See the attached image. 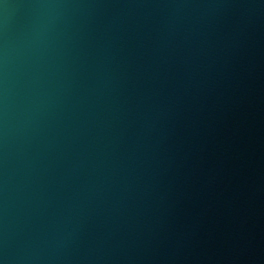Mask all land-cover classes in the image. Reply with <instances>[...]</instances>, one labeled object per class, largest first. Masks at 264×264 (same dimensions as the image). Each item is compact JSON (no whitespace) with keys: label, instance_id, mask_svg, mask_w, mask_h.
Returning <instances> with one entry per match:
<instances>
[{"label":"water","instance_id":"obj_1","mask_svg":"<svg viewBox=\"0 0 264 264\" xmlns=\"http://www.w3.org/2000/svg\"><path fill=\"white\" fill-rule=\"evenodd\" d=\"M0 264H264V0H0Z\"/></svg>","mask_w":264,"mask_h":264}]
</instances>
